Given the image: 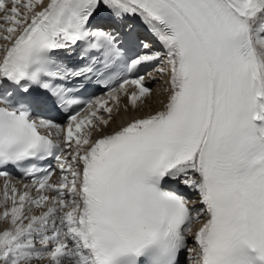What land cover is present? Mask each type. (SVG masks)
<instances>
[{
	"label": "snow or ice",
	"instance_id": "obj_1",
	"mask_svg": "<svg viewBox=\"0 0 264 264\" xmlns=\"http://www.w3.org/2000/svg\"><path fill=\"white\" fill-rule=\"evenodd\" d=\"M0 177V264H264V0H0Z\"/></svg>",
	"mask_w": 264,
	"mask_h": 264
},
{
	"label": "bare ground",
	"instance_id": "obj_2",
	"mask_svg": "<svg viewBox=\"0 0 264 264\" xmlns=\"http://www.w3.org/2000/svg\"><path fill=\"white\" fill-rule=\"evenodd\" d=\"M162 85H163V78H161V83L149 82V86L152 88L154 96L148 102V104L145 105L144 110H133L129 108L128 111H124V104L122 103L120 111L118 113L114 112L113 114L115 116V120L111 122V126L105 131L106 132L115 131L118 127L126 125L133 118H139L147 114H151L155 110L160 109L162 107V101L164 100V97L160 95V89ZM2 190H3V181L0 182V195L2 194ZM186 192L190 193L189 195H187L190 199L193 200L196 199L195 193L191 192L190 190H186ZM0 211H2V208H0Z\"/></svg>",
	"mask_w": 264,
	"mask_h": 264
},
{
	"label": "rangeland",
	"instance_id": "obj_3",
	"mask_svg": "<svg viewBox=\"0 0 264 264\" xmlns=\"http://www.w3.org/2000/svg\"><path fill=\"white\" fill-rule=\"evenodd\" d=\"M6 226H7V225H6L4 222L0 221V229L5 228Z\"/></svg>",
	"mask_w": 264,
	"mask_h": 264
}]
</instances>
